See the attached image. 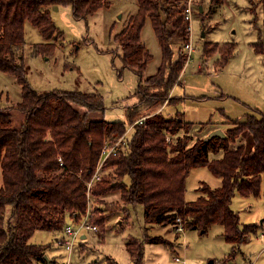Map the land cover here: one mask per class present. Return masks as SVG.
Instances as JSON below:
<instances>
[{
  "label": "trees",
  "instance_id": "obj_1",
  "mask_svg": "<svg viewBox=\"0 0 264 264\" xmlns=\"http://www.w3.org/2000/svg\"><path fill=\"white\" fill-rule=\"evenodd\" d=\"M136 2V13L115 36L122 66L138 76L136 102L127 107L126 122H109L101 115L90 116L104 110L97 93L31 89L18 54L25 43L26 22L44 40L34 45L32 53L43 55L51 49L57 30L47 7L69 6L73 18L83 20L106 6L107 0H0V72L13 76L21 88V100L0 110V264H48L44 257L48 246L33 244L30 238L36 231L58 232L68 215L77 219L85 213L89 201L87 183L102 147L123 137L127 125L146 113L145 120L133 126L126 150L106 160L103 170H109V174L90 189V198L102 204V197L118 192L125 205L142 207L146 226L176 228L179 219L185 231L205 234L213 225H220L232 250L256 233L254 224H240L231 203L235 192L248 198L262 191L264 199V111L255 110L244 120L230 121L231 126L222 131L223 139L206 141L208 134L216 130L208 129L211 122H187L178 112L172 117L164 116L160 110L168 102L178 101L171 92L188 60L183 50L181 54L173 49L179 44L184 48L189 41L185 3ZM258 5L262 21L260 26H254L257 39L251 46L264 66V0H259ZM146 20L158 41L161 64L155 74L144 77L151 59L140 37ZM211 45L204 43V56L219 54L215 68L220 71L233 55L235 45L225 44L219 50ZM10 110L22 114L19 127H14ZM246 133L250 135L249 142H243ZM200 167L220 179V185L212 189L202 184L199 196L186 201V179L191 170ZM99 221L103 220L91 218L92 224ZM143 241L168 245L164 239L145 233ZM125 248L133 264H143L140 241L131 238Z\"/></svg>",
  "mask_w": 264,
  "mask_h": 264
},
{
  "label": "rangeland",
  "instance_id": "obj_2",
  "mask_svg": "<svg viewBox=\"0 0 264 264\" xmlns=\"http://www.w3.org/2000/svg\"><path fill=\"white\" fill-rule=\"evenodd\" d=\"M211 2L191 1L194 13L187 43L192 44L193 51L184 64L179 83L172 88L171 95L178 101L166 103L160 112L172 117L177 111L185 121L218 123L225 131L231 126L230 121L244 120L247 114L262 110L260 81L264 70L260 57L251 48L257 39L254 26L261 25L262 15L259 0H251V4L249 0ZM46 10L57 30L51 49L43 55L32 53L34 45L42 44L44 40L39 31L26 22L25 43L17 50L26 69L29 87L39 92L97 93L103 100L104 110L90 116L101 115L105 121L126 122V109L136 102L138 76L122 66V53L115 36L136 13V0H107L106 6L83 20L74 19L69 6L52 5ZM140 37L151 57L143 72L147 77L155 74L161 64L160 47L148 20ZM206 42L212 44L210 48L218 50L225 44L235 45L233 58L222 70L215 68L219 54L204 56ZM173 49L175 53L177 50V53L183 54L182 50L186 53L182 44ZM20 100L21 88L16 79L0 72V110ZM10 113L14 127H18L23 121L22 114L16 110H10ZM131 135L132 130L127 133V138ZM249 138L246 133L243 142H249ZM107 174L109 170H104V176ZM202 184L217 188L220 179L206 167L191 170L185 182L186 201H194L199 196ZM102 199V204L92 197L89 199L92 218L103 221L94 223L98 232H81L85 238L75 241L70 264H131L125 248L131 238L142 243L143 264H264V238H258L264 234L262 191L257 197L243 198L238 192L232 197L231 208L238 213L240 224L257 226L256 233L234 250L224 240L220 225H213L205 234L195 230L178 232L173 225L146 226L140 205H125L118 192ZM69 217L64 225L76 226ZM61 231L54 233L56 238L62 239ZM144 233L160 237L168 245L143 241ZM34 239L46 243L51 239L49 243L56 246L54 237L47 231H39ZM57 248L52 252L55 256L52 260L56 264H65L67 254L58 244ZM46 257L50 259L51 256ZM174 257L182 262H175Z\"/></svg>",
  "mask_w": 264,
  "mask_h": 264
},
{
  "label": "built area",
  "instance_id": "obj_3",
  "mask_svg": "<svg viewBox=\"0 0 264 264\" xmlns=\"http://www.w3.org/2000/svg\"><path fill=\"white\" fill-rule=\"evenodd\" d=\"M191 1L192 0H184V3H185L184 19L189 23V29H190V21L192 19V15L194 13V9H193ZM184 49H185V51L188 55V59H189V55L193 51L192 44L189 42L188 44L185 45ZM145 118L146 117H142L141 119L136 121L134 124L129 125V127L126 130V134L123 137L119 138L116 142L111 143V144L106 143L102 147L101 152H100V156H99V161L97 163L95 171L92 174L90 181H88V183H87V198H88V200L90 199V189L97 182H99L100 179L102 178V176L104 175L103 166H104L106 160L110 156H115L118 152L126 150V148L128 146L127 133L130 130H132L133 126L136 123L141 124L145 120ZM167 140L169 142V139H167ZM58 161L60 162V165H61L62 164L61 158H58ZM69 218L75 222L76 226L64 225L62 228V231H61L62 239L61 238L56 239L57 244L67 254V261L65 262V264H70L69 263L70 254L73 251L75 241L82 238L81 232H83L84 230L88 231V232H98L99 231L98 226L91 223L92 212H91V208L89 206V201H88L85 213L79 215V217L77 219H75L74 216H70ZM176 222H177L176 230L178 232H182L184 229H183L182 225L180 224V220L177 219ZM258 238H264V234L259 235ZM173 259L175 262H182L178 257H174Z\"/></svg>",
  "mask_w": 264,
  "mask_h": 264
},
{
  "label": "crops",
  "instance_id": "obj_4",
  "mask_svg": "<svg viewBox=\"0 0 264 264\" xmlns=\"http://www.w3.org/2000/svg\"><path fill=\"white\" fill-rule=\"evenodd\" d=\"M200 11H202V9L200 8L199 9ZM251 48H252V46H251ZM255 53V52H254ZM256 54V53H255ZM259 56V55H258ZM260 57V56H259ZM231 58H233V55L231 56ZM230 58V59H231ZM229 59V60H230ZM260 60V63L262 64V66H263V63H262V60H261V57L259 58ZM229 62V61H228ZM247 64H249V63H247ZM248 67V66H247ZM249 69V68H248ZM263 70H264V66H263ZM260 85H261V88H262V90H261V95H262V110L261 109H258V110H260V111H264V77H263V79L260 81ZM165 107L166 106H164L162 109H165ZM162 109H161V111H162ZM177 112V111H176ZM175 114V113H174ZM169 115H171L170 113H169ZM188 122V121H187ZM190 122H192V121H190ZM192 123H194V124H199L200 122H192ZM226 123V122H225ZM224 123V124H225ZM18 127H19V125H18ZM210 128H208V129H211V128H213V129H220V130H222V128H221V125H218V123L216 124V123H212V124H210V126H209ZM37 233H39V231H36V232H34V234L32 235V237L30 238V242L31 243H33V244H38V245H47L48 247L46 248V250H45V254L46 255H50L51 257H50V259H48L47 257H46V255H45V257L47 258V263L48 264H56V263H54V261L52 260L55 256H53V253L52 252H56V249H59V248H57V242H56V236H55V232H48V233H50V234H52V237H54V243H55V245L56 246H53L52 245V240L50 239L49 241H51L50 243H49V241L46 243V241H44V242H42V241H37V240H35L34 239V236H35V234H37ZM85 237L84 236H82V238L81 239H84ZM52 254V255H51ZM129 255V254H128ZM111 258V257H110ZM129 258H130V256H129ZM49 260H50V262H49ZM106 262H109L108 260L106 261ZM130 263L131 264H133V262H132V260H131V258H130Z\"/></svg>",
  "mask_w": 264,
  "mask_h": 264
},
{
  "label": "water",
  "instance_id": "obj_5",
  "mask_svg": "<svg viewBox=\"0 0 264 264\" xmlns=\"http://www.w3.org/2000/svg\"><path fill=\"white\" fill-rule=\"evenodd\" d=\"M213 137H220L223 139L225 137V135L222 132V130L216 129V130L211 131L204 140L206 141V140L211 139ZM45 259H47V258L45 257Z\"/></svg>",
  "mask_w": 264,
  "mask_h": 264
}]
</instances>
